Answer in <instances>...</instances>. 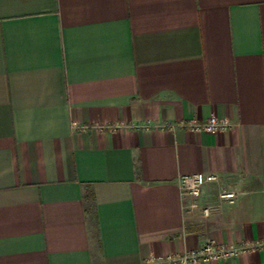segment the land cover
<instances>
[{"label": "crops", "instance_id": "1", "mask_svg": "<svg viewBox=\"0 0 264 264\" xmlns=\"http://www.w3.org/2000/svg\"><path fill=\"white\" fill-rule=\"evenodd\" d=\"M211 115L231 128H168ZM263 240L264 0H0V264Z\"/></svg>", "mask_w": 264, "mask_h": 264}, {"label": "built area", "instance_id": "2", "mask_svg": "<svg viewBox=\"0 0 264 264\" xmlns=\"http://www.w3.org/2000/svg\"><path fill=\"white\" fill-rule=\"evenodd\" d=\"M231 126L232 124L227 118H220L215 115H211L203 121L190 119L187 121L171 123L168 125V128H184L190 131H201L216 134L230 129ZM115 127H117L115 124L106 126V128L110 130ZM216 180L217 175L211 173L196 172L181 176L179 179L180 192L183 196L191 198V201L186 207L190 210L200 209L204 216H208L211 213V208L209 206L199 205L197 198L199 197L202 188L207 183H211ZM236 195V192L232 190H221L218 193L220 200L227 203H233ZM257 248H264V240L242 242L236 245L219 244L214 241H208L198 248L189 249L179 253H170L166 255L150 254L142 261L141 264H189L195 262H209L237 256Z\"/></svg>", "mask_w": 264, "mask_h": 264}]
</instances>
